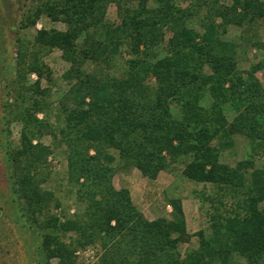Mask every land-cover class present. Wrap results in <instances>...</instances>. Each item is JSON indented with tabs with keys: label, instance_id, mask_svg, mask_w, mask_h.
Listing matches in <instances>:
<instances>
[{
	"label": "trees",
	"instance_id": "obj_1",
	"mask_svg": "<svg viewBox=\"0 0 264 264\" xmlns=\"http://www.w3.org/2000/svg\"><path fill=\"white\" fill-rule=\"evenodd\" d=\"M112 4L118 24L106 20ZM43 16L66 25L65 31H37L34 46L59 49L71 65L65 77L72 81L71 109L58 134L67 148L68 183L83 206L73 215L52 212L62 204L43 189L52 149L34 144L36 132L48 125L37 119L44 106L34 98L21 112L20 147L8 160L25 216L43 231V263L78 264L79 250L99 246L95 264H264V170L248 175L249 160L235 167L220 161L235 135L264 154V83L257 77L264 64L239 69L235 44L222 39L230 26L264 23V2L36 0L22 28H35ZM123 46L133 55L126 70L119 75L103 68ZM256 46L264 51V41ZM155 49L161 54L152 56ZM27 58L20 54L19 71L38 76L30 90L41 94L48 67ZM88 63L93 70H86ZM228 106L236 113L232 121ZM114 152L152 181L182 163L190 181L229 192L233 208H214L209 235L188 232L177 198L169 201V218L144 222L130 191L113 184ZM193 237L197 249L183 256L180 244Z\"/></svg>",
	"mask_w": 264,
	"mask_h": 264
},
{
	"label": "rangeland",
	"instance_id": "obj_2",
	"mask_svg": "<svg viewBox=\"0 0 264 264\" xmlns=\"http://www.w3.org/2000/svg\"><path fill=\"white\" fill-rule=\"evenodd\" d=\"M264 2V0H261ZM225 5H231L232 0H221ZM185 5L182 2H178ZM36 4V0H0V264H44L41 256L43 231L36 225H31L22 209L10 180L9 153L16 152L20 147V135L24 126L21 112L30 106L33 99L39 100L43 112L37 113V119L48 125L37 131L34 144L40 142L50 146L52 154L48 158L44 174L46 183L43 189L52 191L61 201L60 209L52 208L54 214L63 210L70 215L82 210V205L76 199L75 189L67 180V148L59 141L58 129L64 123L66 113L71 109L68 99L70 80L66 73L71 65L59 49H39L34 46L37 31L41 29H57L65 31L66 25L53 22L43 16L35 28H22L26 13ZM106 20L112 24L120 22L117 7H108ZM199 34L202 30L195 26ZM169 33L166 35V38ZM223 40L234 43L235 57L241 70H248L258 63L264 64V51L256 44L264 41V23L257 22L243 28L230 26ZM27 52V62L38 59L48 67L47 75L40 80L38 95L31 92L38 81L36 74L20 73L19 56ZM161 49L151 51L152 56L161 54ZM133 55L126 47H121L119 54L112 56L110 66L102 65L111 73L121 74L126 70ZM91 63L86 64V70L94 69ZM264 83V68L257 74ZM149 84L154 86V80ZM176 111V105L173 106ZM225 114L232 121L235 112L229 106ZM234 146L221 154L223 164L235 167L244 160L250 161L248 175L258 169L264 170V154L252 151L248 140L242 135L233 137ZM117 161L111 166V177L116 189L126 188L130 191L135 205L141 211L144 222H152L161 217L169 218L172 208L171 199H181L186 215L187 229L191 235L200 231L210 234V216L214 208L230 211L235 199L229 192H221L211 184H199L190 181L183 175L184 165L178 163L172 171H163L154 181L149 180L141 172L127 165L114 152ZM221 202L223 205L221 206ZM69 241L68 238H65ZM198 237H193L190 243H182L179 252L185 256L187 252L197 249ZM100 247H88L77 252L78 264H95L100 257Z\"/></svg>",
	"mask_w": 264,
	"mask_h": 264
}]
</instances>
